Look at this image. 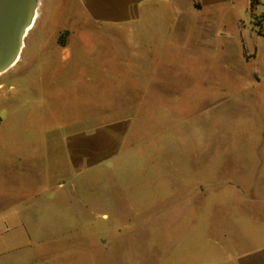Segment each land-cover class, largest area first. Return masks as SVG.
Returning a JSON list of instances; mask_svg holds the SVG:
<instances>
[{"label": "rangeland", "instance_id": "rangeland-1", "mask_svg": "<svg viewBox=\"0 0 264 264\" xmlns=\"http://www.w3.org/2000/svg\"><path fill=\"white\" fill-rule=\"evenodd\" d=\"M245 1L177 0L164 34L144 20L129 43L77 0H39L0 75V214L34 203L29 224L0 220V263L195 264L264 230V197L249 194L264 191V39ZM241 38L258 59L242 61ZM122 119L116 154L73 173L65 138Z\"/></svg>", "mask_w": 264, "mask_h": 264}, {"label": "crops", "instance_id": "crops-1", "mask_svg": "<svg viewBox=\"0 0 264 264\" xmlns=\"http://www.w3.org/2000/svg\"><path fill=\"white\" fill-rule=\"evenodd\" d=\"M177 0H77L80 11L87 19L99 29L111 34L110 40H115V35L125 36L130 43L133 39V34L137 35L140 32L144 20H149V26L152 31L159 34H164L167 30L165 25L166 16L173 11ZM236 0H191V3L197 11H202L204 8L210 12L219 13L224 4L235 6ZM250 1H245V9L249 10L250 14L258 16L259 22L256 23L257 29H250L251 34L257 38H263L259 32L264 33V0H257L251 7ZM181 12V11H180ZM143 30V28H142ZM69 32V31H68ZM70 36V32H69ZM68 36V37H69ZM68 41L62 47H66ZM239 54L245 63L251 60L258 59L256 51L249 50L245 45V40L240 39ZM261 78H256V82L261 84L264 81V71ZM126 120H118L108 123L105 126L98 128L94 133L81 132L67 136L64 143L67 146L68 166L73 173H77L83 166L91 167L98 164L99 161L111 158L116 154V149L120 143L125 130ZM264 126V119L262 120ZM255 143V142H254ZM256 146L264 147V139L256 141ZM243 175V174H242ZM254 178H262L260 174L253 172ZM248 177V174L242 176V180ZM264 179V178H262ZM237 188L244 191L248 182L238 181ZM61 186V184H59ZM27 187V188H26ZM33 187V186H32ZM28 185L24 188H17L14 191L27 192ZM21 189V190H19ZM32 189V188H31ZM249 194L254 196L264 197V191L255 187L250 188ZM34 203L27 202L22 204L20 210L10 209L4 215L0 214V220L9 222V218H15L23 224L32 222V210ZM48 212H42L44 215H49V206H46ZM43 210V207H42ZM44 211V210H43ZM104 218L107 215H103ZM49 220V216L48 219ZM8 227H6L7 229ZM6 233L1 232L0 236ZM241 248L236 252L230 251L227 247L221 246L219 251L213 253L207 250L204 255L195 257V264H264V230L259 234L251 235L240 241ZM198 258V259H197ZM6 264V263H0ZM166 264H184L183 259H173L167 261Z\"/></svg>", "mask_w": 264, "mask_h": 264}, {"label": "water", "instance_id": "water-1", "mask_svg": "<svg viewBox=\"0 0 264 264\" xmlns=\"http://www.w3.org/2000/svg\"><path fill=\"white\" fill-rule=\"evenodd\" d=\"M39 0H0V75L19 57Z\"/></svg>", "mask_w": 264, "mask_h": 264}, {"label": "trees", "instance_id": "trees-1", "mask_svg": "<svg viewBox=\"0 0 264 264\" xmlns=\"http://www.w3.org/2000/svg\"><path fill=\"white\" fill-rule=\"evenodd\" d=\"M257 0H252L250 1V6L252 7L255 3H256ZM68 34V31H65L63 34L60 35L59 39H58V43L63 46L65 44V37L66 35ZM259 35L263 36L264 37V33L262 32H259Z\"/></svg>", "mask_w": 264, "mask_h": 264}, {"label": "bare ground", "instance_id": "bare-ground-1", "mask_svg": "<svg viewBox=\"0 0 264 264\" xmlns=\"http://www.w3.org/2000/svg\"><path fill=\"white\" fill-rule=\"evenodd\" d=\"M38 7V6H37ZM37 17H38V9L36 8V10H35V12H34V15H33V18H32V21H31V23L29 24V26L27 27V30H26V32H28L31 28H32V25L34 24V22L36 21V19H37ZM18 58L19 57H17L16 59H15V61L11 64V66L9 67V69L17 62V60H18ZM8 69V70H9ZM3 74V73H2Z\"/></svg>", "mask_w": 264, "mask_h": 264}]
</instances>
